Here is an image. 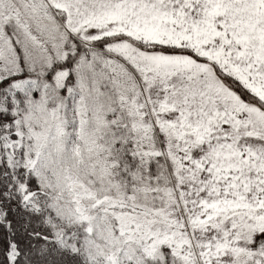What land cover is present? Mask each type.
Wrapping results in <instances>:
<instances>
[{
    "label": "snow or ice",
    "instance_id": "6c2138e0",
    "mask_svg": "<svg viewBox=\"0 0 264 264\" xmlns=\"http://www.w3.org/2000/svg\"><path fill=\"white\" fill-rule=\"evenodd\" d=\"M0 264H264V0H0Z\"/></svg>",
    "mask_w": 264,
    "mask_h": 264
}]
</instances>
